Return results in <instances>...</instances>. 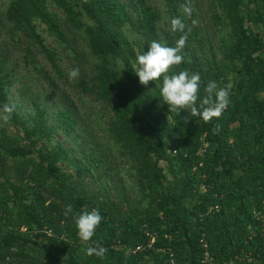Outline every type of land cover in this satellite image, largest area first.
<instances>
[{
  "label": "trees",
  "instance_id": "trees-1",
  "mask_svg": "<svg viewBox=\"0 0 264 264\" xmlns=\"http://www.w3.org/2000/svg\"><path fill=\"white\" fill-rule=\"evenodd\" d=\"M185 2L0 0V106L16 104L0 119V264H264V0H192L191 19ZM175 17L191 32L169 74L198 72L201 99L232 85L209 122L136 74L153 40L183 35ZM92 209L83 242L74 217ZM97 241L103 259L85 254Z\"/></svg>",
  "mask_w": 264,
  "mask_h": 264
},
{
  "label": "clouds",
  "instance_id": "clouds-1",
  "mask_svg": "<svg viewBox=\"0 0 264 264\" xmlns=\"http://www.w3.org/2000/svg\"><path fill=\"white\" fill-rule=\"evenodd\" d=\"M183 14L191 19L194 7L192 0H186L180 5ZM198 20L192 19L193 27L198 26ZM186 24L180 17L172 18L170 21V31L183 33L176 41L174 47L153 40L150 47L143 54L137 55L139 65L136 74L142 85L147 86L150 81L163 79L160 94L169 106L170 110L186 109L189 110L193 117H201L205 122L211 121L213 118H219L229 105L230 90L232 85L229 83L224 87H220L216 81H209L204 89L206 95L200 98L201 76L192 73L189 70H181L176 74H169L173 66H178L184 61L182 55L183 49L188 41V35L191 28L185 32ZM80 74L79 68H73L69 71V79L78 78ZM199 102V103H198ZM16 111L14 102H4L0 106V119L5 121L12 117ZM73 211V205L69 203L64 215L68 216ZM102 215L99 209L84 211L74 217V223L78 230V237L83 242L92 241L97 227L102 222ZM87 256L95 255L103 259L108 251L99 241L94 244H88L84 249Z\"/></svg>",
  "mask_w": 264,
  "mask_h": 264
},
{
  "label": "built area",
  "instance_id": "built-area-1",
  "mask_svg": "<svg viewBox=\"0 0 264 264\" xmlns=\"http://www.w3.org/2000/svg\"><path fill=\"white\" fill-rule=\"evenodd\" d=\"M216 207H218V206H216ZM257 213H260V212H257ZM23 228L26 229V226H24ZM49 232H51V230H49ZM153 241H154V237L149 242V245H152ZM204 244L206 245L207 243H204ZM143 247H144V244H137L133 248H129V250L132 251V252H136L138 250H141ZM208 258H210V253H209V251L206 250L205 256H204V260H207ZM172 263L173 264H177V262H176L174 257L172 258Z\"/></svg>",
  "mask_w": 264,
  "mask_h": 264
},
{
  "label": "rangeland",
  "instance_id": "rangeland-1",
  "mask_svg": "<svg viewBox=\"0 0 264 264\" xmlns=\"http://www.w3.org/2000/svg\"><path fill=\"white\" fill-rule=\"evenodd\" d=\"M8 0H4V2H7ZM12 130H14L13 128H12Z\"/></svg>",
  "mask_w": 264,
  "mask_h": 264
}]
</instances>
